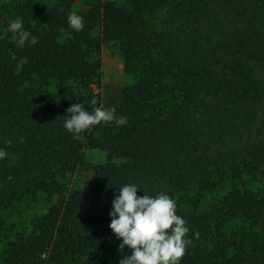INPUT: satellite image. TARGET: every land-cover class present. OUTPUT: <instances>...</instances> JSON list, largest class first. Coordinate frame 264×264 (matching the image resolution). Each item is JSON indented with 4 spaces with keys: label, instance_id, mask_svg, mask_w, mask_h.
I'll return each mask as SVG.
<instances>
[{
    "label": "trees",
    "instance_id": "16d2710c",
    "mask_svg": "<svg viewBox=\"0 0 264 264\" xmlns=\"http://www.w3.org/2000/svg\"><path fill=\"white\" fill-rule=\"evenodd\" d=\"M17 19L38 43L16 47ZM109 44L130 77L118 99L92 91ZM77 103L127 124L70 133ZM0 149V264H110L121 241L109 212L127 184L175 200L192 241L178 264H264V234L226 230L259 228L264 212V0H0ZM83 149L104 162L72 187ZM24 199L46 209L8 238L1 213Z\"/></svg>",
    "mask_w": 264,
    "mask_h": 264
},
{
    "label": "clouds",
    "instance_id": "9594fccd",
    "mask_svg": "<svg viewBox=\"0 0 264 264\" xmlns=\"http://www.w3.org/2000/svg\"><path fill=\"white\" fill-rule=\"evenodd\" d=\"M67 21L74 31H83V17L76 12L70 13ZM7 31L12 34L11 40L16 47H23L26 41L32 45L38 43L37 37L23 29L20 19L10 22ZM91 104H96L94 98ZM66 113L69 116L64 128L73 134L101 123L127 124V118L117 116L114 108H94L89 112L83 103H77L66 109ZM7 143L11 146V141ZM7 156L8 153L0 149V159ZM138 190L136 185L127 184L119 188V195L112 200L108 227L121 241L118 251L123 253L125 246L131 250V255H125L118 264H178L192 241L185 238L189 229L186 221L176 214L175 200L166 194L137 196ZM195 235L198 237V233Z\"/></svg>",
    "mask_w": 264,
    "mask_h": 264
},
{
    "label": "rangeland",
    "instance_id": "374dc122",
    "mask_svg": "<svg viewBox=\"0 0 264 264\" xmlns=\"http://www.w3.org/2000/svg\"><path fill=\"white\" fill-rule=\"evenodd\" d=\"M55 1L34 0L38 7L45 9L52 7ZM84 1L76 0V3L82 4ZM116 1L119 2V0ZM98 57L100 60V83L98 87H93L92 91L98 93L101 98L118 99L122 88L130 82V77L122 71L119 48L116 44L104 45L101 47ZM82 153L86 167L79 174L70 176L69 185L72 187L81 185L89 177L90 169L104 162V154L100 151L83 149ZM256 185L259 186L258 183L254 184V186ZM214 196L216 195L206 196L201 202V207L207 205ZM46 206L47 203L42 200L33 202L29 199H24L3 211L1 217L5 222L6 236L12 238L14 234L26 231L34 218L45 211ZM226 230L228 233H233L242 242L248 243L252 239L264 234V212L259 228L250 227L247 223L236 220L226 225ZM1 248L0 243V257ZM125 255L130 256L131 250L125 246L123 253H121L117 247L110 258V264H118L119 260Z\"/></svg>",
    "mask_w": 264,
    "mask_h": 264
}]
</instances>
